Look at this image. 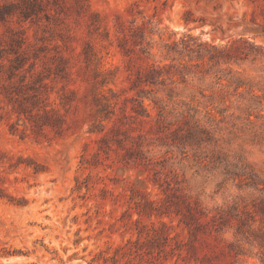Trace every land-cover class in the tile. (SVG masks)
<instances>
[{"label": "rangeland", "instance_id": "1", "mask_svg": "<svg viewBox=\"0 0 264 264\" xmlns=\"http://www.w3.org/2000/svg\"><path fill=\"white\" fill-rule=\"evenodd\" d=\"M260 201L264 0H0V264H264Z\"/></svg>", "mask_w": 264, "mask_h": 264}, {"label": "trees", "instance_id": "2", "mask_svg": "<svg viewBox=\"0 0 264 264\" xmlns=\"http://www.w3.org/2000/svg\"><path fill=\"white\" fill-rule=\"evenodd\" d=\"M230 50H232V49H230V48L229 49H225L224 52L226 54H229ZM220 212H224V211H219V215H220ZM251 213L254 214V215H252L253 218H254L253 222L256 221L255 217L257 216V221H259V223L261 225H264V203H263V201H260V202H258L256 204H254L253 205V212H251ZM251 213L249 212V214H251ZM222 215H223V213H222ZM211 220L213 222H215L216 223L215 225H217L219 227L223 226L224 225V221H225L224 217L217 218L216 215H213Z\"/></svg>", "mask_w": 264, "mask_h": 264}]
</instances>
